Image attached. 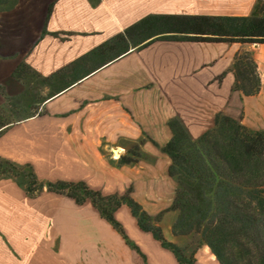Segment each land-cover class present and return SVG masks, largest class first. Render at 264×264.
<instances>
[{"label":"crops","instance_id":"crops-1","mask_svg":"<svg viewBox=\"0 0 264 264\" xmlns=\"http://www.w3.org/2000/svg\"><path fill=\"white\" fill-rule=\"evenodd\" d=\"M11 1L0 6V108L16 107L24 96L25 84L12 76L19 64L39 80L67 66L75 70L63 78L74 82L60 91L50 86L47 95L41 86L45 98L33 115L0 128V161L28 168L43 184L30 194L24 177L0 175V264H178L126 205L114 212L116 228L89 200L78 204L47 191L46 183L81 182L103 195L129 191L154 216L174 197L170 161L160 150L171 137L169 120L193 138L217 114L264 131V44L159 34L96 53L148 17L248 16L257 0ZM240 51L249 52L259 80L250 95L235 88L232 66ZM135 144L141 158L118 166ZM171 221L170 213L162 215L163 238L186 246L171 236ZM194 259L218 264L205 246Z\"/></svg>","mask_w":264,"mask_h":264},{"label":"trees","instance_id":"trees-1","mask_svg":"<svg viewBox=\"0 0 264 264\" xmlns=\"http://www.w3.org/2000/svg\"><path fill=\"white\" fill-rule=\"evenodd\" d=\"M11 3L0 0V6ZM159 34L165 39L196 42L264 44V0H257L248 16L148 17L96 53L113 44L126 49L129 43H141ZM74 70L75 66H67L41 78L40 84L49 88L47 95L50 86L51 93L70 86L74 80L63 78ZM232 70L237 90L244 95L257 91L259 80L249 52L235 55ZM28 74L34 73L21 63L12 76L25 83ZM4 111L0 108V117ZM11 122L0 120V128ZM167 126L171 137L160 150L169 158L167 174L174 180L175 189L170 206L162 212L148 215L129 191L103 195L81 182H47V191L64 194L78 204L89 200L116 228L114 212L126 205L140 229L152 233L178 264H195L194 253L201 246L208 248L218 264H264V131L249 130L238 120L220 114L214 117L213 126L196 138L176 119L169 120ZM135 161L133 152L127 151L116 164L130 165ZM0 167L25 174L28 193L41 191L43 184L28 168H17L5 161H0ZM164 213L172 215L171 236L186 239V246L163 238L159 222Z\"/></svg>","mask_w":264,"mask_h":264},{"label":"rangeland","instance_id":"rangeland-1","mask_svg":"<svg viewBox=\"0 0 264 264\" xmlns=\"http://www.w3.org/2000/svg\"><path fill=\"white\" fill-rule=\"evenodd\" d=\"M25 90L23 100L20 99L19 103L16 107H7L3 113H1L0 120L9 119V121L27 117L33 115L36 112L37 104L41 100L43 93L40 84V80L37 79L34 75H26L25 79ZM16 104V103H15ZM15 108V109H14ZM250 130V129H249ZM257 131V130H256ZM127 151L133 152V158L137 161L141 158L139 145L135 144L129 147ZM115 154V153H114ZM116 156V155H114ZM135 161V162H136ZM0 175L1 176H9L13 178H25V174H18L17 171H14L8 167H0Z\"/></svg>","mask_w":264,"mask_h":264},{"label":"built area","instance_id":"built-area-1","mask_svg":"<svg viewBox=\"0 0 264 264\" xmlns=\"http://www.w3.org/2000/svg\"><path fill=\"white\" fill-rule=\"evenodd\" d=\"M114 156V155H113Z\"/></svg>","mask_w":264,"mask_h":264}]
</instances>
